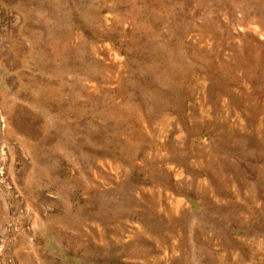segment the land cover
<instances>
[{
  "label": "rangeland",
  "instance_id": "obj_1",
  "mask_svg": "<svg viewBox=\"0 0 264 264\" xmlns=\"http://www.w3.org/2000/svg\"><path fill=\"white\" fill-rule=\"evenodd\" d=\"M0 264H264V0H0Z\"/></svg>",
  "mask_w": 264,
  "mask_h": 264
}]
</instances>
